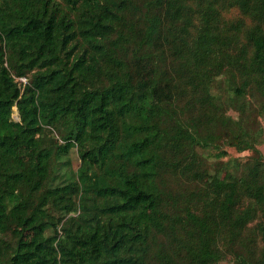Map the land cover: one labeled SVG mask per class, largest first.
Instances as JSON below:
<instances>
[{
  "label": "trees",
  "instance_id": "1",
  "mask_svg": "<svg viewBox=\"0 0 264 264\" xmlns=\"http://www.w3.org/2000/svg\"><path fill=\"white\" fill-rule=\"evenodd\" d=\"M247 96L264 0H0V264H264Z\"/></svg>",
  "mask_w": 264,
  "mask_h": 264
},
{
  "label": "rangeland",
  "instance_id": "2",
  "mask_svg": "<svg viewBox=\"0 0 264 264\" xmlns=\"http://www.w3.org/2000/svg\"><path fill=\"white\" fill-rule=\"evenodd\" d=\"M223 15L227 18V19H237L242 17V15L239 13V11L237 10V8L235 7H230L227 9L223 10ZM215 63L217 64V68L220 70H226L225 65L218 63L217 60H215ZM219 93L221 100H225L227 97V94L225 93V91H223V85L221 83H219ZM244 103L247 104V109L245 110V113H242L241 111H239L237 109V107H228L226 105H224V108L226 110V114L230 115L231 117L237 119L239 118V114H244L243 116L248 117V122L249 124L253 127V132L255 134L257 143H256V147L261 151V153L264 155V115H262L261 113L257 112L254 108L256 106H258L259 104V99L257 97H249L247 96L244 99ZM12 118L14 120H18V114H17V110L15 107H13V113H12ZM221 148L223 150H225L226 154L224 156H219L216 157V152H218L217 149H215L212 146L209 147H204V148H199L198 152L201 154L200 157L197 158V161L199 163L204 164L205 166L208 167L209 171L212 173L213 172V166L214 164H219L220 162L226 163L228 161H243L245 160L248 156H250L252 154L251 151L249 150H245V151H237L235 149V147L227 145L224 143H221ZM55 156H53V158L51 159L50 163H48V167H47V173L45 175V178L43 179L42 183L40 184V186L37 189V193H42L44 191H46V187H47V182H48V177L50 174V167L52 162L54 161ZM69 160L71 162V165L73 167H75L78 164V160H77V153H76V149H71L69 152ZM47 233H49L47 231ZM219 264H236L233 260L231 256H228L227 258L221 260V262Z\"/></svg>",
  "mask_w": 264,
  "mask_h": 264
}]
</instances>
